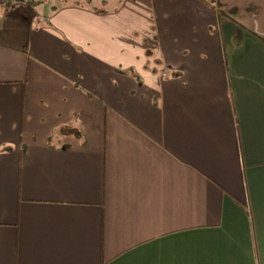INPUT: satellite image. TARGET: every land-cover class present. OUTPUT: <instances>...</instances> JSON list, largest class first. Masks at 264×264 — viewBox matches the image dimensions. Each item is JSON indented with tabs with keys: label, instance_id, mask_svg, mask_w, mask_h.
<instances>
[{
	"label": "crops",
	"instance_id": "0c3cea01",
	"mask_svg": "<svg viewBox=\"0 0 264 264\" xmlns=\"http://www.w3.org/2000/svg\"><path fill=\"white\" fill-rule=\"evenodd\" d=\"M10 1L0 264H264V0Z\"/></svg>",
	"mask_w": 264,
	"mask_h": 264
},
{
	"label": "rangeland",
	"instance_id": "374dc122",
	"mask_svg": "<svg viewBox=\"0 0 264 264\" xmlns=\"http://www.w3.org/2000/svg\"><path fill=\"white\" fill-rule=\"evenodd\" d=\"M7 1H10V0H0V13L4 10V8H6L7 4H4L6 6H3V3L7 2ZM21 0H19L18 2L16 3H12L11 4V1L9 4H11L15 9H18V3L20 2ZM33 1H36L34 3L31 2L30 8H33V4L35 5H38L40 4V6L42 8H49V6H51V0H33ZM66 1L67 2H76V3H82V4H85V5H91V7L97 11H101V12H108V11H112V10H121V13H126L127 15L129 14L128 12V9H131L134 8V7H142V8H146V4L148 3V0H123V4H122V0L120 2V0H62V2ZM88 2V3H87ZM147 2V3H146ZM28 7V6H26ZM24 7V8H26ZM40 8V9H42ZM35 10V9H33ZM146 16V15H144ZM128 35L130 36L129 33H127V37ZM126 45L127 44H131L135 47V41H125ZM138 43V41H137ZM114 45V43H112ZM121 44L124 45V41H121ZM151 43L150 41H142L141 42V49L142 50H145L147 49L148 46H150ZM115 48V46H114ZM127 49L129 50L130 47H127Z\"/></svg>",
	"mask_w": 264,
	"mask_h": 264
},
{
	"label": "trees",
	"instance_id": "16d2710c",
	"mask_svg": "<svg viewBox=\"0 0 264 264\" xmlns=\"http://www.w3.org/2000/svg\"><path fill=\"white\" fill-rule=\"evenodd\" d=\"M205 1V0H204ZM215 2V6H217L218 7V9H219V11H221L223 14H224V11L220 8V5L218 4V2H217V0H215L214 1ZM74 3H76V2H74ZM88 3V2H87ZM76 4H79V3H76ZM85 5V4H84Z\"/></svg>",
	"mask_w": 264,
	"mask_h": 264
}]
</instances>
